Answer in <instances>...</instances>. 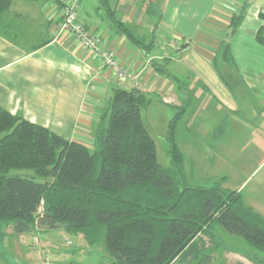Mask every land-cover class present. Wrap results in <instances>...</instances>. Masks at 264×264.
I'll return each mask as SVG.
<instances>
[{
	"label": "trees",
	"instance_id": "16d2710c",
	"mask_svg": "<svg viewBox=\"0 0 264 264\" xmlns=\"http://www.w3.org/2000/svg\"><path fill=\"white\" fill-rule=\"evenodd\" d=\"M13 1L0 0V22ZM105 11L135 47L152 53L154 39L143 40L110 5ZM242 15H232L230 34ZM256 39L264 45V25ZM223 49L230 58L229 41ZM152 68L183 87L165 63L154 59ZM149 103L139 88L112 87L96 110L90 145L0 105V232L10 227L17 234L29 233L52 219L67 232L82 234L90 247L104 245L112 264H175L207 248L202 236L217 243L220 226L244 238L248 248L243 254L251 262L264 264V216L221 182L213 188L188 183L176 134L186 102L175 108L167 131L170 167L159 163L156 142L143 121L142 108ZM14 170L34 175L11 174Z\"/></svg>",
	"mask_w": 264,
	"mask_h": 264
},
{
	"label": "crops",
	"instance_id": "0c3cea01",
	"mask_svg": "<svg viewBox=\"0 0 264 264\" xmlns=\"http://www.w3.org/2000/svg\"><path fill=\"white\" fill-rule=\"evenodd\" d=\"M98 1L80 0L78 21L103 35L102 44L116 53L130 76L118 77L70 34L54 39L62 19V0H14L0 22L3 108L68 140L90 145L96 110L114 86L139 88L155 94L165 105L176 108L186 102L189 107L191 98L184 99L176 81L152 68L154 59L165 63L184 85L191 79L198 84L202 80L203 86H212V92L225 101L231 99L232 89L246 81L252 82L253 91L264 92V85H256L264 83V45L256 39L258 29L264 25V0ZM109 5L137 35L144 29L142 37L155 40L152 53L135 47L116 28L105 11ZM239 12L243 13L242 21L230 34L232 15ZM187 38L191 44L182 46V39ZM225 41L230 43V58L223 49ZM193 121L201 125L203 119ZM185 167L188 179L186 158ZM234 191L243 195L240 190ZM49 229L46 226L39 230ZM0 235L11 238L10 253L23 258V264H78L84 257L95 255L82 234H76L79 244L75 247L74 241L67 239L71 249L55 245L48 235V240H41L37 231L17 234L8 227ZM7 256L6 250L0 251V264H13ZM99 264L112 263L106 256Z\"/></svg>",
	"mask_w": 264,
	"mask_h": 264
},
{
	"label": "rangeland",
	"instance_id": "374dc122",
	"mask_svg": "<svg viewBox=\"0 0 264 264\" xmlns=\"http://www.w3.org/2000/svg\"><path fill=\"white\" fill-rule=\"evenodd\" d=\"M143 31L146 30H142L141 38ZM184 40H188L186 46L191 44L189 38L181 42ZM199 81L198 84L191 79L179 91L185 100L188 99L186 96L191 98L184 121L179 123L177 131V142L186 158L188 183L194 187L213 188L224 178L223 188L242 191L246 203L264 214V92L253 91L252 82L246 81L232 89L231 99L225 101L212 92V86H203V81ZM256 85L262 88L264 83ZM148 97L151 102L142 108L143 121L156 142L159 163L170 167L167 131L177 111L175 107L163 104L155 94H148ZM201 99L204 107H201ZM195 118L203 119L201 125L193 121ZM250 118L254 120L250 121ZM11 174L24 177L34 175V172L14 170ZM37 181L42 179L37 178ZM45 223L42 222L44 227L47 226ZM36 231L41 240H48V235L62 249L72 248L67 239L74 241V247L79 244L76 234L62 228ZM10 239L7 235H0V251L6 250L7 258L13 264H23V258L10 253ZM202 239L207 248L202 249L198 257L182 258L175 264H254L243 254L248 245L240 235L217 226V243L207 236H202ZM91 248L95 255L84 257L78 264H99L106 260L104 245ZM207 256H211V261L206 262Z\"/></svg>",
	"mask_w": 264,
	"mask_h": 264
},
{
	"label": "built area",
	"instance_id": "2783aa9c",
	"mask_svg": "<svg viewBox=\"0 0 264 264\" xmlns=\"http://www.w3.org/2000/svg\"><path fill=\"white\" fill-rule=\"evenodd\" d=\"M63 13L62 19L58 23L54 39H59L63 34H70L77 40L84 49L91 52L98 57L103 65L113 70V72L120 78L129 77L130 74L121 65L116 53L113 50L107 49L102 44L103 35L99 32H94L85 27L78 21V8L80 0H62ZM188 40L181 42L182 46Z\"/></svg>",
	"mask_w": 264,
	"mask_h": 264
},
{
	"label": "water",
	"instance_id": "95a60500",
	"mask_svg": "<svg viewBox=\"0 0 264 264\" xmlns=\"http://www.w3.org/2000/svg\"><path fill=\"white\" fill-rule=\"evenodd\" d=\"M41 221V220H40ZM40 221L38 222V226H40ZM47 227L51 229L60 228V225H58L54 220L48 219L47 220ZM42 228V227H40Z\"/></svg>",
	"mask_w": 264,
	"mask_h": 264
},
{
	"label": "flooded vegetation",
	"instance_id": "af4514ba",
	"mask_svg": "<svg viewBox=\"0 0 264 264\" xmlns=\"http://www.w3.org/2000/svg\"><path fill=\"white\" fill-rule=\"evenodd\" d=\"M44 221H45L46 223H48L47 220H44Z\"/></svg>",
	"mask_w": 264,
	"mask_h": 264
}]
</instances>
